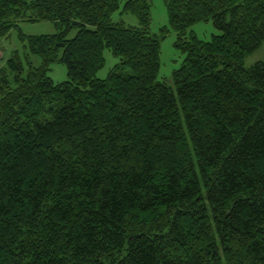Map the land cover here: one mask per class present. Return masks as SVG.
I'll return each instance as SVG.
<instances>
[{
  "label": "trees",
  "instance_id": "1",
  "mask_svg": "<svg viewBox=\"0 0 264 264\" xmlns=\"http://www.w3.org/2000/svg\"><path fill=\"white\" fill-rule=\"evenodd\" d=\"M121 2L0 0V37L62 28L21 32L0 69V264H264V61L245 66L264 0H167L175 89L149 1L124 2L138 25L113 20ZM209 20L212 39L188 34Z\"/></svg>",
  "mask_w": 264,
  "mask_h": 264
},
{
  "label": "rangeland",
  "instance_id": "2",
  "mask_svg": "<svg viewBox=\"0 0 264 264\" xmlns=\"http://www.w3.org/2000/svg\"><path fill=\"white\" fill-rule=\"evenodd\" d=\"M151 5V30L153 34L160 37V69L158 79L166 82L175 89L173 81V73L179 69L185 59V53L179 49L175 43L177 41V33L171 30L162 37V28L169 27V19L166 3L167 0H148ZM125 0L120 3V8L112 14L114 21H123L127 25H138V16L130 11H124L123 5ZM54 22L44 20L37 22L21 21L19 27H13L8 34L0 37V69L7 65L9 58L15 51H18L22 58H25L26 47L25 42L21 38V32L26 35L53 34L61 31ZM78 29H72L68 32V38H73L77 34ZM194 33L202 40H210L213 35L218 34L219 30L215 27L212 20L197 22L190 27L188 34ZM63 50H61L60 54ZM105 64L98 71V78L105 79L110 71L120 62V59L113 54L109 48L104 49ZM31 60L38 66L42 63V59L38 55H32ZM258 61H264V42L262 45L249 54L245 59V66L250 67ZM48 75L55 83L64 82L68 79L67 66L59 61L51 65Z\"/></svg>",
  "mask_w": 264,
  "mask_h": 264
}]
</instances>
